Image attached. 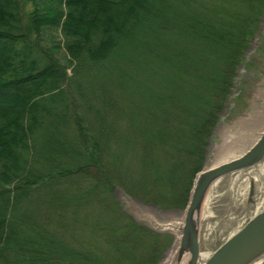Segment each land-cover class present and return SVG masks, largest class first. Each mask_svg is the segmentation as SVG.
Returning <instances> with one entry per match:
<instances>
[{"label": "trees", "instance_id": "1", "mask_svg": "<svg viewBox=\"0 0 264 264\" xmlns=\"http://www.w3.org/2000/svg\"><path fill=\"white\" fill-rule=\"evenodd\" d=\"M29 1L25 21L26 0H0V264H160L175 237L111 194L185 210L264 0ZM43 42L77 74L114 66L117 94L88 98L80 117ZM71 212L85 225L75 244Z\"/></svg>", "mask_w": 264, "mask_h": 264}, {"label": "water", "instance_id": "2", "mask_svg": "<svg viewBox=\"0 0 264 264\" xmlns=\"http://www.w3.org/2000/svg\"><path fill=\"white\" fill-rule=\"evenodd\" d=\"M257 105L252 115L239 110L223 153L196 175L181 219L139 217L176 236L168 264H264V104ZM251 122L261 125L243 128ZM240 147L243 153L221 161Z\"/></svg>", "mask_w": 264, "mask_h": 264}, {"label": "rangeland", "instance_id": "3", "mask_svg": "<svg viewBox=\"0 0 264 264\" xmlns=\"http://www.w3.org/2000/svg\"><path fill=\"white\" fill-rule=\"evenodd\" d=\"M26 3L27 5L24 8L25 21H27L29 13L34 10V6L31 1L26 0ZM41 44L43 48L47 49V52L66 69V72L69 76L68 80L70 82V85H68L67 87L70 89V91L74 93L76 100L79 103L78 105L80 106V109L77 114H79L80 117L83 118L86 115V111L83 107V104L84 101H86L88 98H91L92 96L100 98L102 90H105L107 88L112 91L113 95L117 94V91H115L114 81L117 78L118 72L114 66L108 65L106 69H102L101 74L96 73L92 75L89 73L85 75H80L74 72V67L69 63L66 58V50L64 48L59 49L57 51L54 49H49V46H51L50 43L48 44L43 42ZM45 61L46 58L43 59L44 64L46 63ZM235 81L236 82L234 90L230 99L227 102L219 125L215 131L214 138L208 149L209 151L206 161L207 165L210 164L216 156L218 157L223 153L224 150L222 144L227 137V132L232 130L231 127L235 125L234 121L237 119L236 117L239 110H242L243 108H249L248 113L251 112L252 115V113L254 112L253 108L256 107L257 104H264V97L262 96L264 92V14L261 19L260 27L257 33L255 34L254 38L251 40L246 56L242 65L239 68V72ZM248 101L250 102V104H248ZM260 106L264 109V106ZM101 108L102 104L100 102L99 109ZM256 125L261 124L258 122H251V126H243V128L249 131L250 127H254ZM98 126L99 120L97 127ZM71 128L72 125L70 126V129ZM32 159L36 164V166L34 165V168L39 171L42 170V165H38L41 161L39 160V162L36 163L37 158L35 156L32 157ZM111 196L128 215H130L133 219L135 218L139 224L147 226L149 228L152 227L151 224L145 221L144 219H141L142 217H154L161 222H168L172 219H181L184 215V211L182 210H163L155 205L144 204L128 195L121 188H116L112 192ZM79 210L81 211L79 213H82V216L86 215V213L94 216L95 214L99 213L102 209L97 207L96 204H93L90 206H86L85 208H79ZM140 216L142 217L139 218ZM91 221L92 220L90 219L89 222ZM65 223L66 230L70 228H78L77 231H72L69 232L68 235H65L67 239L72 241V243L74 244L77 243L80 239H83L82 230L84 229L85 225H79L76 222L75 216L72 212L70 213V217L66 218ZM54 226L58 231H62V228L59 224L54 223ZM174 249L175 244L164 255L163 260L160 264H165V262H168L170 260Z\"/></svg>", "mask_w": 264, "mask_h": 264}, {"label": "bare ground", "instance_id": "4", "mask_svg": "<svg viewBox=\"0 0 264 264\" xmlns=\"http://www.w3.org/2000/svg\"><path fill=\"white\" fill-rule=\"evenodd\" d=\"M243 151H244V149L240 147V148L237 149L236 151H232L231 153H228L227 155H225L223 158H221V161H224V160H227V159L233 158V157L237 156L238 154L243 153ZM217 161H218V159H217ZM171 226L175 227L176 224H175V223H172ZM206 237H207V236H206ZM212 238H213V240H214V237H212ZM212 238L210 237V234H209V238H208V239H209L210 241H213ZM210 241H209V242H210ZM168 263H169V261H168V262H165V264H168Z\"/></svg>", "mask_w": 264, "mask_h": 264}]
</instances>
